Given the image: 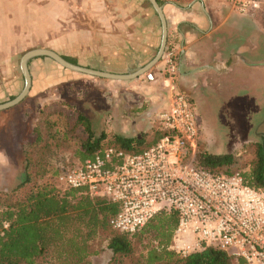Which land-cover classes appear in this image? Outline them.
<instances>
[{
    "label": "crops",
    "instance_id": "crops-1",
    "mask_svg": "<svg viewBox=\"0 0 264 264\" xmlns=\"http://www.w3.org/2000/svg\"><path fill=\"white\" fill-rule=\"evenodd\" d=\"M156 1L166 21V44L173 43L178 52V73L170 81L174 90L193 99L207 85L217 90L234 71L244 80L251 74L261 78L264 22L257 15L240 13L230 0ZM162 33L161 18L150 0H0V103L21 91L20 54L28 50L47 48L78 65L130 75L155 58ZM47 58L32 57L27 64L31 85L26 99L40 107L52 98V87L69 79ZM148 70L152 81L144 73L130 79L105 78L111 82L101 105L106 133L145 134L151 144L156 141L150 138L151 120L168 105L173 90L165 80L161 57ZM149 82L156 83L150 91L143 85ZM15 106L4 109V114L17 119L11 131L21 134L20 121L27 109ZM109 255L106 247L90 260L108 264Z\"/></svg>",
    "mask_w": 264,
    "mask_h": 264
},
{
    "label": "built area",
    "instance_id": "built-area-1",
    "mask_svg": "<svg viewBox=\"0 0 264 264\" xmlns=\"http://www.w3.org/2000/svg\"><path fill=\"white\" fill-rule=\"evenodd\" d=\"M230 1L240 13L262 4ZM177 59L175 45L165 44L161 60L173 93L157 114L159 138L138 153L114 147L97 151L58 171L56 186L115 203L109 226L127 235L138 232L156 213L175 211L170 249L181 257L212 246L236 263L264 264V192L246 184L239 172L212 173L196 165L200 121L193 100L170 85L178 73ZM144 74L154 80L151 71Z\"/></svg>",
    "mask_w": 264,
    "mask_h": 264
},
{
    "label": "rangeland",
    "instance_id": "rangeland-1",
    "mask_svg": "<svg viewBox=\"0 0 264 264\" xmlns=\"http://www.w3.org/2000/svg\"><path fill=\"white\" fill-rule=\"evenodd\" d=\"M251 12L264 22V0L258 9ZM250 32L251 30L248 34ZM50 60L56 67L65 71L69 79L50 89L52 98L43 106L44 108L36 105L32 98L26 97L18 103L19 105L16 104L14 107L16 110L22 109L21 107L27 109L26 117L20 121L23 126L21 131L24 132L21 134L12 132L11 130L17 127V119L10 114H4V109L0 110V191L11 192L24 183V147L35 163L31 181L22 185L15 193H11V199L23 200L35 187L45 183L56 184V173L77 163L79 159L76 155L81 149L83 131L78 128L75 131L76 135L64 131L68 122H71L77 113L91 120L95 133L108 127L106 117L101 113V105L103 98L109 95L107 85L111 82L105 78L72 71L51 58ZM241 75V72L234 71L228 76L227 81L221 82L217 90L213 89L216 86L207 85L202 89V93L192 96L200 121L199 147L208 152L234 153L236 163L229 169L239 173L248 169L253 157V148L250 144L255 142L264 144V73L261 78L251 74L245 80ZM143 85L150 91L156 83L149 82ZM42 109H45V112ZM44 114L45 117L42 118ZM151 121L154 125L150 128V138L156 140L160 134L159 121L157 117H153ZM8 122H11L10 127L6 124ZM35 124L42 127L46 141L32 146L31 142L35 138L32 129ZM141 136L145 134L138 137ZM108 229L106 232L99 230L93 234L89 242L94 249L106 250L110 233L115 232L110 227ZM129 240L132 246L130 253L118 255V258L114 259L115 262L109 260L108 264H147L152 249H159L157 240L149 231L143 229L129 236ZM174 256L179 255L174 252ZM60 258L62 256L58 257L57 248L51 247L41 257L42 261L35 264H63L60 262L62 260L59 261ZM89 263L92 264V260Z\"/></svg>",
    "mask_w": 264,
    "mask_h": 264
},
{
    "label": "trees",
    "instance_id": "trees-1",
    "mask_svg": "<svg viewBox=\"0 0 264 264\" xmlns=\"http://www.w3.org/2000/svg\"><path fill=\"white\" fill-rule=\"evenodd\" d=\"M64 58L74 63L72 58ZM42 111L45 112V109ZM44 117L45 114L42 118ZM78 128L83 131L81 149L76 155L78 161H83L107 147L138 153L151 145L145 136L110 135L104 129L95 133L91 120L81 113H77L72 121L68 122L64 131L76 135ZM32 131L35 133L32 146L46 141L40 125L35 124ZM250 145L253 148V157L248 169L240 174L246 184L264 192V144L255 142ZM26 150L24 147L25 177L22 185L31 181L35 166ZM195 163L212 173L231 174L234 172L229 168L236 163V158L232 152L211 153L198 145ZM22 185L11 192L0 191V264H35L42 261L41 257L51 247L57 248L58 257L62 256L59 261L62 260L60 262L63 264H90V256L98 254L101 250L94 249L89 240L96 231L109 230L108 220L116 213L117 205L80 189L61 190L54 183L35 187L23 200L11 199V193L18 191ZM4 223H7L6 228L3 227ZM176 225L177 214L170 210L156 213L141 228L151 233L159 247L149 253L147 264L236 263L225 251L212 246H206L184 257L174 256L170 243ZM129 236L132 235L118 231L110 233L107 248L112 253L111 262H115L114 259L118 258V255L130 253L132 246ZM237 262L243 264L241 259Z\"/></svg>",
    "mask_w": 264,
    "mask_h": 264
},
{
    "label": "water",
    "instance_id": "water-1",
    "mask_svg": "<svg viewBox=\"0 0 264 264\" xmlns=\"http://www.w3.org/2000/svg\"><path fill=\"white\" fill-rule=\"evenodd\" d=\"M150 1L152 2L153 6L155 7L156 11L158 12L161 18L163 33H162V40H161V45L159 47V50L155 58L147 66L143 67L139 71L133 74H130V75L111 74V73H107L101 70H97V69H93V68H89V67H85L82 65L72 63L68 61L67 59H65L64 57H62L61 55H59L58 53L50 49H47V48L31 49L23 53L20 58V68L24 76V84H23L21 91L16 96L11 98L10 100L0 103V110L9 108L19 103L27 96L29 89H30V85H31V78H30L27 64H28L29 59L32 57L46 56V57L51 58L55 62L59 63L64 68H67V69H70L72 71H76L82 74H86V75H90L94 77H100V78L130 79L132 77H135L147 71L162 56V53H163V50L166 44V32H167L166 31V21L162 13L161 6L157 3L156 0H150Z\"/></svg>",
    "mask_w": 264,
    "mask_h": 264
}]
</instances>
